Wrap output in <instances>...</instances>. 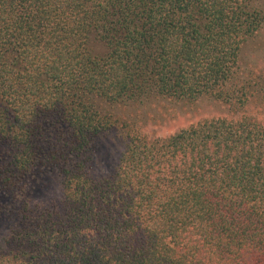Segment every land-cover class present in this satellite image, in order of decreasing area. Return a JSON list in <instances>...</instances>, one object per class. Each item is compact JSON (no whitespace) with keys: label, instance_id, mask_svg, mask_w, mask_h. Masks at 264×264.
<instances>
[{"label":"trees","instance_id":"1","mask_svg":"<svg viewBox=\"0 0 264 264\" xmlns=\"http://www.w3.org/2000/svg\"><path fill=\"white\" fill-rule=\"evenodd\" d=\"M263 26L264 0H0V264H264ZM201 98L226 113L162 137L121 110Z\"/></svg>","mask_w":264,"mask_h":264},{"label":"rangeland","instance_id":"2","mask_svg":"<svg viewBox=\"0 0 264 264\" xmlns=\"http://www.w3.org/2000/svg\"><path fill=\"white\" fill-rule=\"evenodd\" d=\"M243 46V62L258 68L264 67V26L248 38ZM121 110L124 114L135 116L138 122L141 121L143 124L140 127L152 137L167 136L201 118L226 113V109L217 102L203 98L193 102L151 101L138 106H125ZM115 148L112 134L101 139L96 154V172L107 171L113 166L114 153L116 156L118 152V148Z\"/></svg>","mask_w":264,"mask_h":264}]
</instances>
